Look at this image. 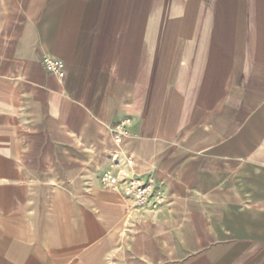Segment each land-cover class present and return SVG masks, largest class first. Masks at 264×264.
<instances>
[{
  "label": "crops",
  "instance_id": "obj_1",
  "mask_svg": "<svg viewBox=\"0 0 264 264\" xmlns=\"http://www.w3.org/2000/svg\"><path fill=\"white\" fill-rule=\"evenodd\" d=\"M0 264H264V0H0Z\"/></svg>",
  "mask_w": 264,
  "mask_h": 264
},
{
  "label": "built area",
  "instance_id": "obj_2",
  "mask_svg": "<svg viewBox=\"0 0 264 264\" xmlns=\"http://www.w3.org/2000/svg\"><path fill=\"white\" fill-rule=\"evenodd\" d=\"M43 64L49 72L56 74L59 78L64 77L59 61L45 57ZM129 125L130 120L128 119L119 122L114 128L115 136L118 139L127 136V127ZM128 163L131 164V161ZM100 183L108 190H122L125 195L133 200L134 206L138 208H153L162 201L161 194L155 192V181L151 177L146 180L132 176L127 179H121L119 176L106 174L100 178Z\"/></svg>",
  "mask_w": 264,
  "mask_h": 264
}]
</instances>
